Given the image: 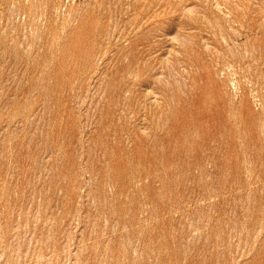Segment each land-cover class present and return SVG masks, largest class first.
Instances as JSON below:
<instances>
[{
	"label": "rangeland",
	"instance_id": "rangeland-1",
	"mask_svg": "<svg viewBox=\"0 0 264 264\" xmlns=\"http://www.w3.org/2000/svg\"><path fill=\"white\" fill-rule=\"evenodd\" d=\"M0 264H264V0H0Z\"/></svg>",
	"mask_w": 264,
	"mask_h": 264
}]
</instances>
